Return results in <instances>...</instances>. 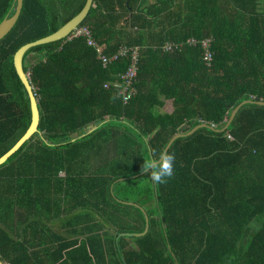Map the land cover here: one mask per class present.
Segmentation results:
<instances>
[{
	"label": "trees",
	"instance_id": "16d2710c",
	"mask_svg": "<svg viewBox=\"0 0 264 264\" xmlns=\"http://www.w3.org/2000/svg\"><path fill=\"white\" fill-rule=\"evenodd\" d=\"M85 2L22 0L0 39V157L30 123L15 52ZM14 9V0H0V22ZM82 26L105 55L139 48L135 94L123 105L113 85L129 57L102 67L85 37L24 53L38 125L0 166V262L264 264L263 107L243 106L224 133L177 139L166 183L141 171L181 127L182 135L200 124L221 130L242 102L264 103V0H93ZM188 38L210 40L208 64L199 46L161 49ZM161 99L172 101L170 115L160 113ZM144 214V236H120L141 233Z\"/></svg>",
	"mask_w": 264,
	"mask_h": 264
},
{
	"label": "water",
	"instance_id": "95a60500",
	"mask_svg": "<svg viewBox=\"0 0 264 264\" xmlns=\"http://www.w3.org/2000/svg\"><path fill=\"white\" fill-rule=\"evenodd\" d=\"M14 1H15V9H14L13 15L10 16L9 18L4 19L2 22H0V39H3L12 30V28L15 26L18 20V15L20 13L21 6H22V0H14ZM92 3H93V0H86L85 5L80 10V12L77 15H75L73 18H71L68 22H66L57 31H55L54 33L46 37H42L30 43H26L20 46V48L15 52L13 56V65H14L16 74L22 84L23 90L28 100L30 123H29L27 130L24 132V135L19 139V141L5 155L0 157V166L4 165L16 152H18L19 149L25 144V142H27L32 135L36 134V130H37L38 112H37L36 101L34 100L31 86L29 85V81L27 78V74L24 73L22 70V57L24 53L32 47L49 44V43H53V42L68 38L71 35V33H73V31L76 30L79 27V25L82 24L86 20V17L88 15V12L90 10ZM245 105H253V106L264 108V103L260 101L242 102L237 107H235L234 110L230 113L228 119L225 121L224 126L221 130H216L215 128L209 127L205 124H200L199 126L192 128L186 134L182 135L180 134V132L185 129V126H183L178 131V134H176L169 141L164 152H167L169 148L171 147V145L177 139L189 137L194 132L200 129H206L208 131H212L214 133H219V134L226 132L229 126L231 125L232 121L234 120L237 112ZM137 176H132L129 178H133ZM125 179L126 178H121L119 181L122 182ZM123 204L128 205V206L137 207L136 205H133L130 203H123ZM144 220H145V226H144V230L141 233H122L120 234V236L122 237L125 236V237H130V238H133V237L138 238V237L144 236L148 232V227H149L148 218L145 214H144ZM0 264H3V263L0 262Z\"/></svg>",
	"mask_w": 264,
	"mask_h": 264
},
{
	"label": "built area",
	"instance_id": "2783aa9c",
	"mask_svg": "<svg viewBox=\"0 0 264 264\" xmlns=\"http://www.w3.org/2000/svg\"><path fill=\"white\" fill-rule=\"evenodd\" d=\"M73 37H85L87 45L96 48L97 58L100 60L102 67L107 65L108 63L115 61L119 57H129V64L125 72L120 74L118 76V81L113 84L114 87L119 90V95L121 96L123 105H126L135 94L133 84L137 75V61L139 48L120 47L114 54L105 55L102 52V47L96 45L95 41L93 40L90 28L88 26H82L77 28L73 31V33H71L68 38L70 39ZM182 43L183 45H187L190 47L199 46L202 50V61L204 63L208 64L210 60H212V53H210L209 51L210 40L207 38H203L201 40L188 38L183 42L177 43L167 42L161 47V49L164 52H169L181 47ZM227 139L232 141L230 137H227Z\"/></svg>",
	"mask_w": 264,
	"mask_h": 264
},
{
	"label": "clouds",
	"instance_id": "9594fccd",
	"mask_svg": "<svg viewBox=\"0 0 264 264\" xmlns=\"http://www.w3.org/2000/svg\"><path fill=\"white\" fill-rule=\"evenodd\" d=\"M175 155L163 152L158 158L144 161L141 171L150 176L154 184H164L174 175Z\"/></svg>",
	"mask_w": 264,
	"mask_h": 264
},
{
	"label": "crops",
	"instance_id": "0c3cea01",
	"mask_svg": "<svg viewBox=\"0 0 264 264\" xmlns=\"http://www.w3.org/2000/svg\"><path fill=\"white\" fill-rule=\"evenodd\" d=\"M161 101H163L164 106H163V108L160 110V113H164V114L170 115V114L173 112L172 101H170V100H169V101H168V100L166 101V100H164V99H161ZM95 129H96V128L93 127V126L88 127L86 133H83V134L80 135V136H74L73 139H72V141H75L76 139H80V138L86 136V135L89 134V133H92ZM50 215H51V214H50ZM58 219H59V218H58ZM53 220L55 221V218H53ZM48 225H50V224H48ZM33 229L35 230V228H33Z\"/></svg>",
	"mask_w": 264,
	"mask_h": 264
},
{
	"label": "rangeland",
	"instance_id": "374dc122",
	"mask_svg": "<svg viewBox=\"0 0 264 264\" xmlns=\"http://www.w3.org/2000/svg\"><path fill=\"white\" fill-rule=\"evenodd\" d=\"M251 229L255 230L256 229V224H252Z\"/></svg>",
	"mask_w": 264,
	"mask_h": 264
}]
</instances>
